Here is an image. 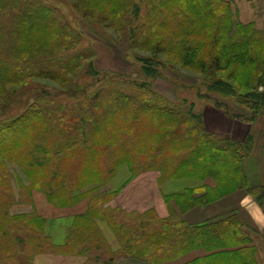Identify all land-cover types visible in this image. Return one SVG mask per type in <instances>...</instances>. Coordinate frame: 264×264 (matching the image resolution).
I'll list each match as a JSON object with an SVG mask.
<instances>
[{
  "label": "trees",
  "instance_id": "obj_1",
  "mask_svg": "<svg viewBox=\"0 0 264 264\" xmlns=\"http://www.w3.org/2000/svg\"><path fill=\"white\" fill-rule=\"evenodd\" d=\"M110 1L115 12L124 11L128 6L127 0ZM161 1L168 2L167 5L171 4V0ZM185 3L194 5L195 12L178 4L174 5L177 9L167 16L156 7L146 33L147 45L150 44L148 49L154 54L166 53L174 62L199 69L201 72L211 69L229 70L233 62L238 61L240 57H246L255 64V70L243 78L236 75L233 68L230 69V74L239 80V87L247 88L243 96L248 100L246 102L245 99L242 103L249 104L247 110L244 109L248 114L221 109L219 104L215 106L231 117L245 120L254 117L259 112L258 109L264 107V92L258 91L260 85L264 86V38L254 35L251 22H238L233 26L229 3L225 0H198L196 4L192 0H185ZM132 8L131 5L128 6L126 12ZM136 13H139V8ZM162 24L167 25L169 30L160 31ZM249 54L251 56H248ZM80 67L79 60H72L54 70L51 78L65 89L77 90L76 81L73 78L68 79L65 74L73 72L75 75L72 77H76ZM19 76L17 71L7 70L0 74V85L15 83ZM223 82L221 88L229 93L234 92V87L228 85L224 79L213 82L211 87ZM75 93L72 92L68 96L74 97ZM83 99V108L76 113L57 104L55 107L48 106L39 100L35 106L0 123V170L5 168L3 161L14 160L28 176V186H43L47 200L59 207L78 201L83 193L72 195L71 192L90 180L99 179L105 184L116 173L118 165L125 162L133 176L136 175L137 169L158 170L159 182L167 178L198 180L197 178L211 176L215 179V193L208 189L194 198L192 191L187 189L180 194L166 196L167 206L173 198L179 211L188 210L199 203L208 204L239 188L254 196L259 206L264 209V183L248 185L242 170V159L252 149L251 137L239 142L229 136L208 132L203 125L201 113L192 111V103H184L187 108L179 106L154 90L146 80L137 82L127 78L116 82L105 81L95 94H84ZM235 104L242 108L240 104ZM91 108H97L100 112L104 110V117L98 112L96 115L92 114ZM51 121L68 122L71 126H64L63 130L59 127L63 125L53 124ZM37 123L40 128H37ZM77 127L91 129V139L85 130L74 133ZM52 133L55 136L51 137ZM50 138L52 141L49 142ZM79 140L81 146L76 151ZM110 154L114 157L112 161L109 159ZM144 155L146 156L142 157ZM68 156L70 158L67 162L71 167L78 165L77 176L74 171H71V174H63L62 170L50 169L55 159ZM86 160L93 165L95 163L97 176L78 183L79 177L85 178ZM196 170L206 172L200 176L195 174ZM181 171L184 173H180ZM224 172L227 177H231L232 182L222 188L220 177ZM34 178L38 180L36 183H33ZM2 179L0 175V186ZM57 193L65 194L68 202H54L52 197ZM115 194L117 191L109 193L108 198ZM95 200L97 199L91 196V207ZM11 202V193L3 195L0 192V219L6 220L7 217L9 221L14 216L35 215L40 220V231L47 248L49 244L43 234L45 220L35 211L9 216L5 213V205ZM170 208L169 206V210ZM123 209L106 207L102 212L96 213L91 208L85 215L87 221L85 220V224L81 223L90 227L92 217L101 216L107 220L115 233L122 253L124 250L127 255L132 254L137 258L146 256L145 260L150 263L172 260L190 250L202 248L209 253L185 264H207L208 260L217 254L245 253L247 257L241 259L242 264H255L254 248L245 245L248 238L236 214L188 225L174 211L171 212L172 216L145 218L144 215L150 210L146 208L142 211L127 210V214L134 215L130 223L129 219H124L120 214V210L125 211ZM81 223L79 220L75 221L71 235L85 232L81 230L86 229ZM8 234L6 229H0V237L3 236V239Z\"/></svg>",
  "mask_w": 264,
  "mask_h": 264
},
{
  "label": "rangeland",
  "instance_id": "obj_2",
  "mask_svg": "<svg viewBox=\"0 0 264 264\" xmlns=\"http://www.w3.org/2000/svg\"><path fill=\"white\" fill-rule=\"evenodd\" d=\"M192 1L194 4L198 2V0ZM225 1L228 2V0ZM259 1L258 3L264 6V0ZM169 2L171 4L167 5L168 2L164 3L161 0H127L126 4L128 3V6L131 5L133 8L126 12L127 6L124 11L115 12L110 0H15V2L13 0H0V74H4L7 70L17 71L20 74L17 82L0 85V123L35 106L39 100L48 106L55 107L58 105L67 111L76 113L83 108L84 94L89 96L95 94L105 81L116 82L127 78L137 82L148 81L154 90L176 102L179 106L187 108L184 103L187 105L192 103V111L195 113L200 112V104L207 103L213 106L219 104L221 109L226 108L234 113L247 115L248 112L244 109L247 110L246 107L249 104L242 103L246 99L243 94L247 88L239 87V80L230 74V69L233 68L234 73L243 78L255 70V64L248 61L246 57H240L238 61L233 62L229 70L214 71L211 69L201 72L199 69L174 62L171 56L166 53L154 54L148 49L150 44L147 45L146 33L152 12L156 7L160 9L163 15L167 16L177 9L174 5L178 4L195 12V6L186 4L185 0H171ZM138 8L139 13H136ZM231 23L233 24L232 19ZM159 29L163 32L169 30V27L162 24ZM251 29L255 31L256 37L264 38V26L258 28L253 24ZM72 60L80 61L81 67L77 70L78 74L76 77H72L75 75L73 72L65 75L68 76V79L73 78L76 81L77 90L65 89L51 78L54 70H58V67L64 66L65 63ZM223 79L227 81L228 85L234 87V92L229 93L228 90L221 88L224 82L211 87L213 82ZM258 91L264 92V86L260 85ZM72 92H76L74 97L68 96ZM198 103L200 104L197 105ZM235 103L240 104L242 108H239ZM240 109L243 110L240 111ZM258 110L262 111L264 107H260ZM90 111L94 115L97 112L98 114L101 113V117H104V110L100 112L97 108H91ZM51 122L63 125L59 126L63 130L65 129L64 126L66 128L71 126V123L68 122ZM37 128H40L39 123H37ZM82 130H85L88 133V138L91 139V129L77 127L74 133L78 134ZM50 136L53 137L55 134L52 133ZM48 141H52L51 138ZM78 143L75 148L76 151L81 146L80 140ZM69 158L70 156L55 159L50 169L62 170L63 174H71V171H74V175L77 176L78 165L74 164L71 167V164L67 162ZM109 159L112 161L114 157L110 154ZM3 162L5 168L0 170V175L3 178L0 192L3 195L6 193L12 195V202L5 205V213L9 216L15 213H23L22 210L28 207L27 204L33 203V191H39L45 195L44 188L43 186L29 187L28 176L14 160ZM84 165L86 166L85 178L79 177L78 183H83L88 179L96 178L92 176H97L95 163L93 165L86 160ZM136 171V175L148 171L159 172L154 168L137 169ZM205 172V170H196L195 174L201 176ZM180 173H184V171ZM227 176V173L224 172L220 177L223 184L222 188L229 186L232 182L231 177ZM208 177L215 181L213 177ZM98 180H90L82 187L74 189L71 194L81 193V190L90 184L104 185ZM35 181L38 180L34 178L33 183H36ZM215 185L206 189L213 190L215 193ZM110 198L111 196L108 198L107 194H101L97 196L95 201L102 203V201L106 202ZM30 199L31 201H29ZM52 199L58 203L69 200L63 193L55 194ZM173 202L175 201L171 198L168 202L171 208L169 210V206H167L165 216H172L171 212L174 211L178 217L182 218L180 214H184L193 208L184 211H179L177 208L176 211L172 207ZM216 202L217 200H213L208 204ZM208 204L199 203L197 205L206 206ZM118 208L123 209L120 205ZM147 208L150 210L144 215L145 218L164 217L162 216V209L152 205ZM123 210L125 211L120 210V214L132 223L130 220L134 219V215L127 214L126 208ZM36 214L39 215L37 212ZM39 225L40 220L35 215L14 216L9 221H7V217L6 220L0 219V229H6L9 232L4 239L3 236L0 237V264H31L35 254L47 250L48 247L45 248V241ZM83 226L89 229L88 226ZM151 228L154 229V226L151 225ZM80 235H84V233L80 231L76 234L77 237ZM125 252L127 253L123 250V254L127 255ZM128 255L133 256L132 254ZM145 257H140V259H147ZM246 257L247 253L241 255L217 254L211 257L207 264H242L241 259Z\"/></svg>",
  "mask_w": 264,
  "mask_h": 264
},
{
  "label": "crops",
  "instance_id": "obj_3",
  "mask_svg": "<svg viewBox=\"0 0 264 264\" xmlns=\"http://www.w3.org/2000/svg\"><path fill=\"white\" fill-rule=\"evenodd\" d=\"M258 1L228 0L233 26L238 22H251L258 28L264 26V6ZM199 107L203 125L208 132L229 136L239 142L245 141L247 137L252 138V149L242 159L243 174L248 185L264 183V110L245 120L228 116L221 109L207 103L200 104ZM159 176L157 171L133 176L129 167L121 163L114 177L106 184L86 186L81 190L83 195L78 201L63 207L51 204L42 192L34 190L33 203L27 204L28 207L22 211L35 210L45 219L43 234L49 245L47 250L33 256L31 264H185L207 255L208 251L199 248L158 263L125 255L120 251V243L107 220L96 214L92 217L89 229H81L85 231L84 235H71L75 221H87L85 215L91 208L96 213L102 212L106 207L115 209L119 205L128 211H142L152 205L162 209V216H165L168 208L166 196L180 194L188 189L195 198L202 195L206 188L215 185L210 177L199 180L167 178L159 182ZM115 191L117 194L106 202L94 201L91 207V196L97 199L98 195H108ZM172 207L177 211L175 202ZM230 214H236L241 222L248 238L245 245L254 248V263L264 264V209L245 189L239 188L213 204L196 205L180 216L188 224L194 225Z\"/></svg>",
  "mask_w": 264,
  "mask_h": 264
}]
</instances>
